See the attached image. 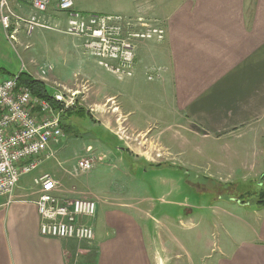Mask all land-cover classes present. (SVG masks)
I'll return each mask as SVG.
<instances>
[{
    "label": "crops",
    "instance_id": "1",
    "mask_svg": "<svg viewBox=\"0 0 264 264\" xmlns=\"http://www.w3.org/2000/svg\"><path fill=\"white\" fill-rule=\"evenodd\" d=\"M130 1V6L116 10L159 21L166 36L161 42L139 44L133 76L122 80L117 94L108 95L118 102V120L126 121L123 129L142 137L133 149L126 141L125 150L138 161L156 162L143 145L154 144L150 133L166 134L173 123L165 116L176 115L180 120L175 124L183 121L201 140L204 158L211 157L210 147L214 162L228 170L224 157L234 161L243 156L248 159L242 166L245 178L264 179V0ZM56 5L55 0L43 17L63 28L66 15ZM91 8L75 2L80 12L98 13ZM144 74L157 78L161 95L141 94ZM229 170L235 173L233 167ZM57 180L63 195L97 201L95 217L87 220L95 231L96 253L88 247L79 250L78 264H264V184L255 204L237 200L230 205L232 211L225 213L228 227H222L225 238L216 251L201 256L197 247L191 252L188 243L172 233L165 217L154 219L152 229L150 212L141 202L98 197L68 189L61 177ZM32 188L23 180L13 201L0 208V264H73L72 241L41 233L38 192Z\"/></svg>",
    "mask_w": 264,
    "mask_h": 264
},
{
    "label": "rangeland",
    "instance_id": "2",
    "mask_svg": "<svg viewBox=\"0 0 264 264\" xmlns=\"http://www.w3.org/2000/svg\"><path fill=\"white\" fill-rule=\"evenodd\" d=\"M75 2L97 9L98 13L122 15L128 13L116 8L131 4L130 0ZM14 7L19 13H38L24 2ZM38 14L44 16L43 13ZM18 40L7 39L0 19V68L14 74L27 71L41 77L40 66L52 64L53 69L48 72L45 81L49 83V89L53 91L66 87L78 91L75 107H83L86 111L82 116L64 118V135L52 145L54 155L23 178L34 187L31 192L37 191L34 178L49 173L56 179L63 178L68 189L74 187L76 191L92 192L98 197L121 196L126 202H141V207L150 212L152 219L148 222L152 229L155 227L154 219L165 217L172 233L188 243L191 252L195 251V247L201 256L216 251L217 243L225 238L222 227H228L229 217L225 213L232 211L230 205L237 200L255 204L262 190V177V183L260 179L245 178L242 166L248 159L241 156L240 160L229 161L224 157V164L229 169L233 167L235 173L220 168L214 162L215 150L207 147L211 157L204 158L202 151L205 147L195 132L186 128L183 121L182 124H175L180 118L169 115L165 116L166 121L173 124L166 134L159 131L150 133L154 144L143 145L147 146L145 149L156 162L151 164L136 160L133 152L132 155L125 150V142L133 149L141 145L142 137H137L135 131L123 129L122 124L126 121L122 123L118 120V102L115 97H108L109 94H117L126 80H119L99 65L85 51L79 38L66 33L37 27L29 36L22 27ZM144 75L139 86L141 94L161 95L156 86L157 78L149 80ZM6 76L0 73V80ZM155 115L159 116L158 113ZM83 158H90L94 166L87 172H76L75 167ZM181 218L186 221L184 226L179 221ZM70 241L75 247V253H69L73 264L79 263L78 251H83L84 247H88L92 254L96 253L94 242Z\"/></svg>",
    "mask_w": 264,
    "mask_h": 264
},
{
    "label": "built area",
    "instance_id": "3",
    "mask_svg": "<svg viewBox=\"0 0 264 264\" xmlns=\"http://www.w3.org/2000/svg\"><path fill=\"white\" fill-rule=\"evenodd\" d=\"M55 0H0V19L7 39L19 42L18 34L24 27L32 35L37 27L57 30L79 38L85 51L99 65L119 80L133 76L139 44L145 41L161 42L166 29L160 22L143 15L84 13L75 9V0H56L57 10L66 15L61 28L47 23L48 13ZM21 2L32 6L38 13L17 12ZM28 47V46H27ZM53 66H40L46 78ZM160 71L155 73L160 76ZM19 73L0 80V208L10 204L23 178L39 168L54 155L52 145L64 135L61 113L76 106L78 91L66 87L52 92L51 101L36 97L28 86H19ZM155 76L149 75L152 80ZM90 158L78 161L76 172L93 168ZM37 188V209L41 219V233L60 240H74L92 244L95 231L87 220L94 218L97 201L92 198H70L63 195L61 185L51 174L34 178Z\"/></svg>",
    "mask_w": 264,
    "mask_h": 264
},
{
    "label": "trees",
    "instance_id": "4",
    "mask_svg": "<svg viewBox=\"0 0 264 264\" xmlns=\"http://www.w3.org/2000/svg\"><path fill=\"white\" fill-rule=\"evenodd\" d=\"M0 73L4 75L7 74L6 77L14 75V73L7 71L5 68H0ZM18 82H19V86H23V85L28 86L31 89L34 96L49 100L52 102L55 109L57 110L61 109L60 105H58L52 100L53 98L52 91L49 89V87L46 85L44 81L35 78L31 73L27 71H21L19 72ZM84 114H86V111L83 107H75L63 111L61 113V123L63 129L66 126L64 123L65 122L64 118H67L72 115L82 116ZM262 193L263 194L261 196L264 197V191ZM83 264H85V262H83Z\"/></svg>",
    "mask_w": 264,
    "mask_h": 264
}]
</instances>
